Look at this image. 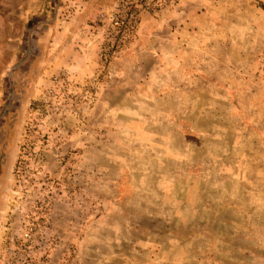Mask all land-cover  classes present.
<instances>
[{"label": "rangeland", "instance_id": "obj_1", "mask_svg": "<svg viewBox=\"0 0 264 264\" xmlns=\"http://www.w3.org/2000/svg\"><path fill=\"white\" fill-rule=\"evenodd\" d=\"M60 2L15 75L0 264H264V0Z\"/></svg>", "mask_w": 264, "mask_h": 264}, {"label": "flooded vegetation", "instance_id": "obj_2", "mask_svg": "<svg viewBox=\"0 0 264 264\" xmlns=\"http://www.w3.org/2000/svg\"><path fill=\"white\" fill-rule=\"evenodd\" d=\"M60 1L0 0V74L5 73L0 77V215L11 159V124L16 116L14 106L24 99L19 93L20 83L15 81V75L33 57L40 58L39 45L46 37L44 30L56 24ZM22 42L28 45L20 50L17 44ZM14 43L17 46L15 52Z\"/></svg>", "mask_w": 264, "mask_h": 264}, {"label": "crops", "instance_id": "obj_3", "mask_svg": "<svg viewBox=\"0 0 264 264\" xmlns=\"http://www.w3.org/2000/svg\"><path fill=\"white\" fill-rule=\"evenodd\" d=\"M61 10H62V7H61V8H60V7L57 8V10H56V11H57V15L60 14V11H61ZM58 18H59V17H58Z\"/></svg>", "mask_w": 264, "mask_h": 264}]
</instances>
